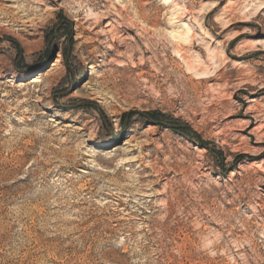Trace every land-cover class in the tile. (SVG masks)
I'll return each instance as SVG.
<instances>
[{
    "label": "rangeland",
    "instance_id": "374dc122",
    "mask_svg": "<svg viewBox=\"0 0 264 264\" xmlns=\"http://www.w3.org/2000/svg\"><path fill=\"white\" fill-rule=\"evenodd\" d=\"M262 39L264 0H0V264H264Z\"/></svg>",
    "mask_w": 264,
    "mask_h": 264
},
{
    "label": "bare ground",
    "instance_id": "6f19581e",
    "mask_svg": "<svg viewBox=\"0 0 264 264\" xmlns=\"http://www.w3.org/2000/svg\"><path fill=\"white\" fill-rule=\"evenodd\" d=\"M184 1V0H183ZM213 7V6H212ZM213 8H215V7H213ZM185 11V10H184ZM183 12V11H182ZM188 15V14H187ZM187 15H184L183 16V19H186L187 18ZM190 17V16H189ZM228 24V23H227ZM107 27H109V25H107ZM229 27V26H228ZM183 30H184V32L183 33H180V32H178V33H175V35H173V37H175L177 40H178V42H180V43H183V44H190L191 45V43H192V34H193V27L190 25V24H187V23H185V24H183ZM246 33L245 32H237L236 34H235V36L231 39V43H233V42H235V41H237V40H239L243 35H245ZM198 41V40H197ZM259 46H262L263 48H264V39H262V40H260L259 41ZM246 48V47H245ZM175 49V48H174ZM220 49V48H219ZM218 49V50H219ZM239 50H241V49H239ZM176 51V54L179 56V58H180V60L183 62V63H185V66H186V68H187V70L189 71V73L190 74H193V75H196V76H200V77H202V78H204L203 76L204 75H207L208 74V72L207 71H205V72H203V71H201V70H199V72L198 71H196V67H194L193 66V63H202V67H205V69L207 70L208 68H206V64L207 63H211V65L216 69V68H218L219 67V65H220V63H219V61H220V58L222 59V57L223 58H226L227 56V54H226V51L225 50H222V48H221V51H217L216 52V50H213V49H208L207 50V52H208V62H206V61H204L203 59H201V56L200 55H197V56H195L194 58H193V60L191 59V60H187L184 56H183V54H181L177 49L175 50ZM195 54V53H194ZM240 57V56H239ZM243 58V57H242ZM244 58H247V57H244ZM218 59H219V61H218ZM222 61V60H221ZM220 61V62H221ZM59 62H60V60H57V62H56V64H54V65H58L59 64ZM206 63V64H205ZM221 63H223V62H221ZM208 67V66H207ZM201 71V72H200ZM203 72V73H202ZM207 72V73H206ZM38 80H36L35 82H37ZM242 85V84H241ZM239 87V86H238ZM260 90H264V84H262V86L260 87ZM251 95H256V92H252L251 93ZM254 99V98H253ZM257 102V100H249V104L251 105L249 108H248V111H249V113H254V111H256L257 109H255L254 108V104ZM254 105V106H253ZM259 111V110H258Z\"/></svg>",
    "mask_w": 264,
    "mask_h": 264
},
{
    "label": "trees",
    "instance_id": "16d2710c",
    "mask_svg": "<svg viewBox=\"0 0 264 264\" xmlns=\"http://www.w3.org/2000/svg\"><path fill=\"white\" fill-rule=\"evenodd\" d=\"M198 144H200V143H198ZM200 146H202V145L200 144Z\"/></svg>",
    "mask_w": 264,
    "mask_h": 264
}]
</instances>
